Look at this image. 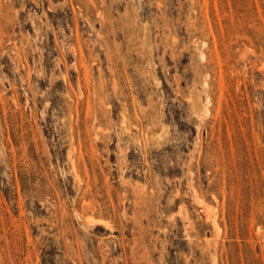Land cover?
<instances>
[{
	"label": "rangeland",
	"instance_id": "374dc122",
	"mask_svg": "<svg viewBox=\"0 0 264 264\" xmlns=\"http://www.w3.org/2000/svg\"><path fill=\"white\" fill-rule=\"evenodd\" d=\"M0 264H264V0H0Z\"/></svg>",
	"mask_w": 264,
	"mask_h": 264
}]
</instances>
